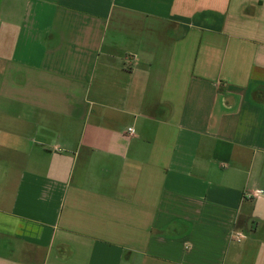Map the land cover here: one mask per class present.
I'll return each instance as SVG.
<instances>
[{
    "label": "crops",
    "instance_id": "crops-1",
    "mask_svg": "<svg viewBox=\"0 0 264 264\" xmlns=\"http://www.w3.org/2000/svg\"><path fill=\"white\" fill-rule=\"evenodd\" d=\"M0 264H264V0H0Z\"/></svg>",
    "mask_w": 264,
    "mask_h": 264
},
{
    "label": "built area",
    "instance_id": "built-area-1",
    "mask_svg": "<svg viewBox=\"0 0 264 264\" xmlns=\"http://www.w3.org/2000/svg\"><path fill=\"white\" fill-rule=\"evenodd\" d=\"M129 132L132 134V130L130 129ZM243 239V236L242 234H237L236 237H235V240L236 241H241Z\"/></svg>",
    "mask_w": 264,
    "mask_h": 264
}]
</instances>
